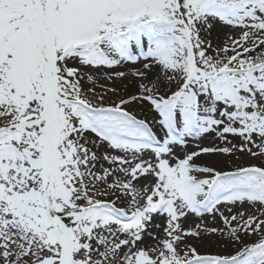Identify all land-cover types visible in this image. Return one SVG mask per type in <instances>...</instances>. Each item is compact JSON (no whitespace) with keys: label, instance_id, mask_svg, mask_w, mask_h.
Listing matches in <instances>:
<instances>
[{"label":"snow or ice","instance_id":"1","mask_svg":"<svg viewBox=\"0 0 264 264\" xmlns=\"http://www.w3.org/2000/svg\"><path fill=\"white\" fill-rule=\"evenodd\" d=\"M0 264H264V0H0Z\"/></svg>","mask_w":264,"mask_h":264},{"label":"rangeland","instance_id":"2","mask_svg":"<svg viewBox=\"0 0 264 264\" xmlns=\"http://www.w3.org/2000/svg\"><path fill=\"white\" fill-rule=\"evenodd\" d=\"M160 221L159 220H157V223H159Z\"/></svg>","mask_w":264,"mask_h":264}]
</instances>
